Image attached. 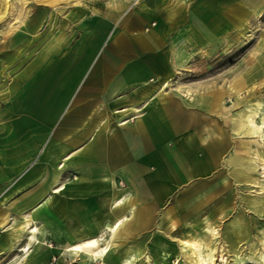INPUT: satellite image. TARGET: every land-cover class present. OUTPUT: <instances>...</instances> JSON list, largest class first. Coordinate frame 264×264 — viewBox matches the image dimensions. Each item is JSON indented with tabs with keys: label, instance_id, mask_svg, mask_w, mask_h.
<instances>
[{
	"label": "crops",
	"instance_id": "obj_1",
	"mask_svg": "<svg viewBox=\"0 0 264 264\" xmlns=\"http://www.w3.org/2000/svg\"><path fill=\"white\" fill-rule=\"evenodd\" d=\"M224 1L79 0L80 37L48 42L0 110V264H83L94 239L105 264L166 256L232 151L223 94L190 79Z\"/></svg>",
	"mask_w": 264,
	"mask_h": 264
},
{
	"label": "rangeland",
	"instance_id": "obj_2",
	"mask_svg": "<svg viewBox=\"0 0 264 264\" xmlns=\"http://www.w3.org/2000/svg\"><path fill=\"white\" fill-rule=\"evenodd\" d=\"M79 5L0 0V110L14 94L16 75L48 42L80 37ZM218 8L225 25L216 19L209 49L194 54L190 79L199 93L223 94L225 112L215 116L231 130L232 151L203 187L208 193L194 196L183 224L167 233L166 256L152 253L133 264L264 262V0H225ZM158 246L151 242V250Z\"/></svg>",
	"mask_w": 264,
	"mask_h": 264
},
{
	"label": "bare ground",
	"instance_id": "obj_3",
	"mask_svg": "<svg viewBox=\"0 0 264 264\" xmlns=\"http://www.w3.org/2000/svg\"><path fill=\"white\" fill-rule=\"evenodd\" d=\"M119 228H120V226H118V225L111 228L112 231L114 232V237H116V235H117V233L119 231ZM85 245L87 247H89V249H91V251L87 253V256L84 258L83 264H91L96 259L101 260L102 263L105 264V259L108 257L109 252L112 249V244H107L105 246H100L99 239H94V240L88 241ZM82 249H83V247L78 245V246H73L71 248V251L83 253ZM26 250H28V248H26ZM209 258H211V257H209ZM221 260L224 261L225 258L222 257ZM210 264H215V263L211 262ZM263 264H264V262H263Z\"/></svg>",
	"mask_w": 264,
	"mask_h": 264
}]
</instances>
